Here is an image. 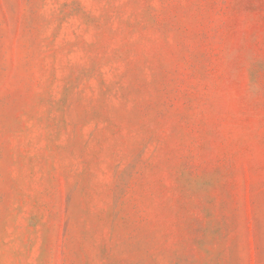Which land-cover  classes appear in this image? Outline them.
<instances>
[{"label":"rangeland","instance_id":"rangeland-1","mask_svg":"<svg viewBox=\"0 0 264 264\" xmlns=\"http://www.w3.org/2000/svg\"><path fill=\"white\" fill-rule=\"evenodd\" d=\"M0 264H264V0H0Z\"/></svg>","mask_w":264,"mask_h":264}]
</instances>
